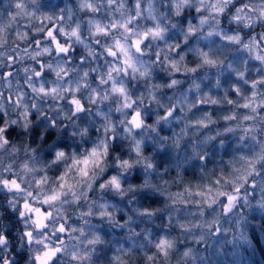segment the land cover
<instances>
[{
	"label": "clouds",
	"instance_id": "clouds-1",
	"mask_svg": "<svg viewBox=\"0 0 264 264\" xmlns=\"http://www.w3.org/2000/svg\"><path fill=\"white\" fill-rule=\"evenodd\" d=\"M0 264H264V0H0Z\"/></svg>",
	"mask_w": 264,
	"mask_h": 264
}]
</instances>
